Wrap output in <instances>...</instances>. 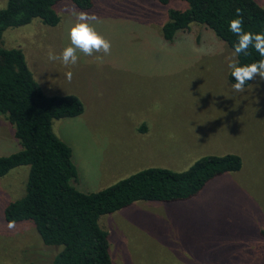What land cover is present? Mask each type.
Masks as SVG:
<instances>
[{
  "label": "rangeland",
  "instance_id": "1",
  "mask_svg": "<svg viewBox=\"0 0 264 264\" xmlns=\"http://www.w3.org/2000/svg\"><path fill=\"white\" fill-rule=\"evenodd\" d=\"M63 3L52 6L56 25L34 18L6 28L0 47L22 50L46 95L71 93L83 102L82 115L52 122L74 153L77 189L96 191L147 166L184 170L205 154L242 159L240 170L210 181L183 209L149 201L139 217L101 215L99 226L112 230V263L182 264L176 252L198 250L193 259L206 264H264V80L235 92L228 80L234 50L201 24L163 37L168 10L186 9L185 0H91L88 9L71 1L97 16L95 27L112 47L109 55L78 53V64L65 67L48 59L49 49L60 54L70 44L75 17ZM5 123L0 132L10 133ZM15 141L11 152L20 148ZM28 170L0 177V264H53L61 248L45 244L31 220L4 218L5 206L25 194Z\"/></svg>",
  "mask_w": 264,
  "mask_h": 264
},
{
  "label": "trees",
  "instance_id": "2",
  "mask_svg": "<svg viewBox=\"0 0 264 264\" xmlns=\"http://www.w3.org/2000/svg\"><path fill=\"white\" fill-rule=\"evenodd\" d=\"M58 1L7 0L0 8V37L6 28L29 24L34 18L56 25L59 17L52 6ZM71 1L81 9L91 6V0ZM155 1L167 4L170 0ZM185 1L186 9L168 10L162 26L166 40L195 22L211 29L234 50L237 36L229 30V21L237 8L243 10L246 31L264 33V7L256 0ZM249 51L251 55L236 56L238 64L261 59L253 48ZM228 80L235 83L231 69ZM83 111V102L75 94L46 95L21 49L0 47V113L13 126L20 146L0 155V177L21 165L29 168L25 194L5 206L4 218L10 223L31 220L45 244L60 246L53 264H113L108 232L98 223L101 215L137 201L191 199L213 179L242 167L238 154H205L184 170L147 166L102 189L80 191L72 183L78 177L72 149L54 132L52 122Z\"/></svg>",
  "mask_w": 264,
  "mask_h": 264
},
{
  "label": "clouds",
  "instance_id": "3",
  "mask_svg": "<svg viewBox=\"0 0 264 264\" xmlns=\"http://www.w3.org/2000/svg\"><path fill=\"white\" fill-rule=\"evenodd\" d=\"M62 8L63 11L75 17L68 33L70 44L60 54L49 49L48 59L50 61H60L65 67H68L78 64L80 59L78 53H82L84 56H94L98 53L109 55L111 53V41L97 31L95 23L98 18L94 13L77 11L71 0H64ZM243 17V10L237 8L234 18L229 21V30L237 36L233 55H251L249 49L253 48L261 59L245 65L238 64L236 60H232L228 64L235 80V83L232 84V89L235 92L245 91L246 84L255 80L257 76L264 80V33L246 31ZM102 58V55L95 56L97 60H102ZM66 76L71 80L72 71H68Z\"/></svg>",
  "mask_w": 264,
  "mask_h": 264
},
{
  "label": "crops",
  "instance_id": "4",
  "mask_svg": "<svg viewBox=\"0 0 264 264\" xmlns=\"http://www.w3.org/2000/svg\"><path fill=\"white\" fill-rule=\"evenodd\" d=\"M256 1L260 5H262L264 7V0H256ZM83 113H84V111H83ZM2 121H3V123H2ZM5 122H8V121L6 120L5 116L2 113H0V128L1 129L5 127V125H4V124H6ZM11 130L12 131L10 133H7L6 131H1L0 132V155H8V154L12 153L11 152L12 150L10 151L9 148L12 147V145H14V142H16V141H15V137H14V131H13V129H11ZM72 153H73V151H72ZM73 159H74V153H73ZM76 167H77V165H76ZM188 200L174 201V202H164L163 204H160L162 206H159L157 209L163 210V209H168L169 208L171 211L177 210L179 208L183 209L188 204L187 203H182V202H186ZM190 200H192V199H190ZM144 202H149V201H137V202H134L130 206H128V207H126L124 209L112 212L111 214L113 216H118V217H122V216H125V217L128 216L129 217V215H135V216L139 217L140 213H138V211L141 208L148 206V203H144ZM151 203H153V202H151ZM108 214H110V213H108ZM137 219L138 218L136 217V221H133V223L138 224ZM142 219L143 218H141V220ZM107 227H109V226L107 225ZM104 229L108 232V238H109V241H110V239L112 237V230L110 228H105V227H104ZM180 254H181L182 259H183L182 260V264H206L205 260H199V259L194 260L193 259V257H200L202 255V254H200V251H198V250L193 252V253H191L190 255H187L185 253V250L183 252H180V253L176 252L175 255L177 257H179ZM187 257H190V259H188Z\"/></svg>",
  "mask_w": 264,
  "mask_h": 264
}]
</instances>
